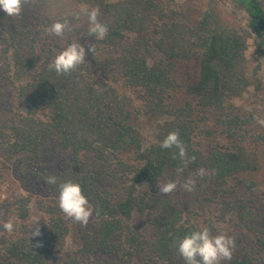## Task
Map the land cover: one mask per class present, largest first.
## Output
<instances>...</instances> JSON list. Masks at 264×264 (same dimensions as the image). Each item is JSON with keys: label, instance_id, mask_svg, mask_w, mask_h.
Masks as SVG:
<instances>
[{"label": "trees", "instance_id": "1", "mask_svg": "<svg viewBox=\"0 0 264 264\" xmlns=\"http://www.w3.org/2000/svg\"><path fill=\"white\" fill-rule=\"evenodd\" d=\"M48 1L29 0L17 16H8L0 9V107L8 102L17 107L10 124L0 126V150L6 158L20 156L26 165L37 167L33 175L55 198L49 205L40 203L41 210L50 216L49 230L39 237L3 241L7 246L0 264H83L79 256L84 254L108 255L121 263H131L133 253L141 250L146 251L140 257L145 264H185L178 253V242L202 228L185 219L170 195L159 194L153 199L138 188L160 192L161 180L178 170L190 173L203 169L214 183H225L238 174L258 170V158L243 145L214 147L208 153L194 147V128L183 118L184 112H163L165 97L177 89L171 71L177 60H199V81L189 87L190 92L196 94L202 108L223 114L220 123L229 130L242 126L245 122L239 117L229 118L226 114L248 86L246 52L253 33L259 41L258 50L264 47V3L236 0L249 16V29H236L224 24L214 0L209 1L197 23H192L186 12L167 10L156 0H71L83 9L87 6L88 11L99 8L98 20L109 31L104 40H98L90 35L85 14V20L73 18L70 42L74 39L86 51H94L87 53L85 63L75 71L58 75L48 67L58 53L53 48L45 55V49L42 53L38 50L39 36L45 32L42 26L53 24L39 15ZM124 39L128 46L115 57L125 87L139 89L144 98L152 100L153 112L168 117L150 142L144 124L139 123L141 109L135 113L128 95L86 73L92 64L89 58H98L101 46L116 54ZM150 51L161 54L163 61L150 64L146 56ZM177 130L186 146L183 161L178 149L160 147L168 133ZM238 135L245 138V134ZM51 150L64 164L54 172L42 169ZM126 155L131 161L123 159ZM89 157L104 161L119 158L124 175L131 177V185L125 187L119 202L112 201L111 194L101 187L107 173L86 170ZM49 176L56 177L55 184L47 183ZM69 180L81 186L99 221L96 228L87 229L81 223L72 226L61 215L59 185ZM28 203L23 195L15 196L12 201L0 203V213L15 211L24 218L29 212ZM135 213L149 216L152 241L143 240L141 233L129 224ZM69 236L80 246L75 256L57 255L53 259ZM38 243L40 247H36ZM260 248L264 250L261 240ZM96 264H100L99 260ZM226 264L264 263L245 252Z\"/></svg>", "mask_w": 264, "mask_h": 264}, {"label": "rangeland", "instance_id": "2", "mask_svg": "<svg viewBox=\"0 0 264 264\" xmlns=\"http://www.w3.org/2000/svg\"><path fill=\"white\" fill-rule=\"evenodd\" d=\"M156 1L163 4L167 10L186 12L190 21L197 23L210 0ZM214 1L217 3L226 26L249 29V16L236 0ZM260 1L264 3V0ZM39 15L44 19L52 20L53 24L57 21L63 23L67 20L69 26L73 25V18L85 20L83 7L71 0H49ZM50 27L42 26L41 28L45 32L39 36L41 39L38 42L39 53L45 49L43 55L48 54L50 48L59 53L68 45L76 43L74 39L70 42L72 34L69 30L66 29L63 36L57 37L48 33L47 30ZM153 31L155 32V29ZM258 43L259 41L253 33L246 52L248 67L245 75L248 86L241 92V95L235 98L226 114L229 118L239 117L240 121L245 122L242 126L232 127L229 130L227 126L220 123L224 120L223 114L210 108H202L196 94L190 92L189 87L199 81L200 63L196 58L176 61V68L171 71V75L176 82L177 89L169 91L162 105L163 112L166 114L170 111L172 113L180 110L184 112L183 118L189 121L194 128L192 135L194 147L208 153L214 147L233 148L243 145L255 152L258 158V170L238 174L227 179L225 183H214L213 177L209 178L205 172L202 177L197 175V172H170L161 180L158 188L160 189V186L168 181L176 182L177 189L168 195L173 199L174 205L184 212L185 219L200 228L207 227L212 236L223 233L232 237L235 242L232 258L249 252L254 259L264 263V250L260 248V240L264 242V126L258 124L255 119L256 117L264 119V47L258 50ZM119 46L120 48L115 50L116 54L108 53L107 48L101 46L97 54L98 58H89V62L92 64L89 65L87 68L89 70L86 73L95 76L103 84L110 83L118 87L121 92L128 95L135 113L141 109L139 123L144 124V133L150 142L168 117L162 113L158 116V113L153 112L152 100L144 98L139 89L125 87L115 55L118 57L125 51L124 47L128 46V41L122 40ZM146 56L150 64L164 59L156 51H150ZM87 63L85 65H88ZM2 80L0 74V82ZM2 105L0 107V126L5 127L10 124V119L14 117L17 107L11 102ZM233 133L235 134L232 135ZM239 133L245 134V138L242 139L238 135ZM53 151H48L49 155L45 157L42 167L49 172H54L64 166L59 158L52 154ZM6 157L7 155L2 154L0 150V203L5 200L12 201L15 196L23 195L31 207L24 218L18 217V212L15 213V211L5 215L0 213V256L5 253L4 249L7 246L3 241L11 238L17 239L20 236L34 238L31 233L35 231L36 227H39L41 232L49 230L50 216L41 210L40 203L49 205L50 201L55 199L51 194H47L46 185L33 175L37 167L31 166V164L26 165L20 156ZM129 158L128 155L123 157L125 161L130 160ZM118 161L117 157H111L108 161L99 160L98 157L86 159L87 171L107 173L108 177L105 182L101 183V187L111 194L112 201L116 203L123 198L125 187L131 185V177L124 175L123 168ZM172 176L174 178H171ZM187 179L195 181L192 191H185L181 187ZM138 191L148 193L149 197L153 199L162 194L161 192H152L147 187H139ZM61 215L70 225L74 226L77 223L66 217L64 213ZM34 220H39L38 224H33ZM8 221L13 223L12 232L6 231L3 227L4 223ZM98 222L97 217L93 214L85 228H96ZM129 224L141 233L143 240L152 241V226L147 214L138 215L135 213ZM77 245L73 236H69L65 246L59 253L54 254L53 259L57 255L63 258L74 257L80 247ZM138 252L133 253L134 257L131 263H121L108 255L90 257L84 254L79 256V259L83 264H96L98 260L100 264H145L140 260V257L146 251ZM145 260L147 261V259ZM227 261L222 260L221 264H226Z\"/></svg>", "mask_w": 264, "mask_h": 264}, {"label": "clouds", "instance_id": "3", "mask_svg": "<svg viewBox=\"0 0 264 264\" xmlns=\"http://www.w3.org/2000/svg\"><path fill=\"white\" fill-rule=\"evenodd\" d=\"M28 2L29 0H0V9L8 16H17L21 14L23 6ZM84 14L88 17L90 35H94L98 40H104L109 30L107 25L100 23L98 20L100 15L99 8H92L88 11L87 6H84ZM66 29L71 30L67 20L63 23L59 21L55 22L47 31L51 35L61 37L64 35ZM90 51H94V48H88L86 51L81 43H72L60 51L48 67L58 75L70 74L76 70L78 65L85 63L86 55ZM255 119L258 124L264 126V119L260 117H256ZM160 147L165 150L174 147L179 150L178 155L182 161L186 158V146L180 139L178 130L168 133L160 143ZM192 159L194 160L195 157ZM197 175L202 177L204 170L200 169ZM47 183L55 184L56 177L49 176ZM177 186L176 182L168 181L160 186V192L168 195L174 192ZM194 186L195 181L193 179H187L181 187L185 191H192ZM58 206L66 217L84 226L88 225L90 218L93 216V209L90 207L86 196L83 195L81 186L79 183L71 180L59 185ZM38 222L39 220H34L33 224H38ZM3 227L6 231L12 232L14 226L11 221H8L4 223ZM31 235L39 237L41 235L40 228L36 227ZM40 246L39 243L36 245V247ZM234 248L235 242L232 237L223 233L212 236L207 227L191 232L178 242V253L185 261V264H221L222 260L232 259Z\"/></svg>", "mask_w": 264, "mask_h": 264}]
</instances>
